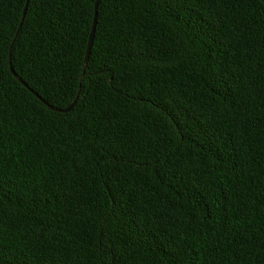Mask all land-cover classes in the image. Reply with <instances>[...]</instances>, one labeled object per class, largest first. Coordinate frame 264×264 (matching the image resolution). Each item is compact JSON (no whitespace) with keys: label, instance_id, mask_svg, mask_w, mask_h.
<instances>
[{"label":"trees","instance_id":"trees-1","mask_svg":"<svg viewBox=\"0 0 264 264\" xmlns=\"http://www.w3.org/2000/svg\"><path fill=\"white\" fill-rule=\"evenodd\" d=\"M96 1L0 0V264H264V0Z\"/></svg>","mask_w":264,"mask_h":264},{"label":"water","instance_id":"water-1","mask_svg":"<svg viewBox=\"0 0 264 264\" xmlns=\"http://www.w3.org/2000/svg\"><path fill=\"white\" fill-rule=\"evenodd\" d=\"M100 1L101 0H97L95 3V16H94V21H93L89 41H88V46H87V51H86V56H85V64H87L89 61V57H90V53H91V49H92V45H93V41H94V37H95V33H96L97 14H98V6H99ZM28 3H29V1H27L25 9L23 11V16H22V20H21L19 28L22 26L23 20L25 18L27 8H28ZM75 103H76V100L70 106H68L65 109H61L60 111L64 112V113L70 112L74 108Z\"/></svg>","mask_w":264,"mask_h":264}]
</instances>
